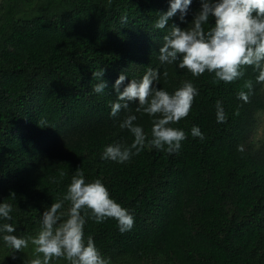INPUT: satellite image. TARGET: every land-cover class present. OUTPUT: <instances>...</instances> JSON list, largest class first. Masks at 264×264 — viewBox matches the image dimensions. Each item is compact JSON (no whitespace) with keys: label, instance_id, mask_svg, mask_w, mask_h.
<instances>
[{"label":"trees","instance_id":"obj_1","mask_svg":"<svg viewBox=\"0 0 264 264\" xmlns=\"http://www.w3.org/2000/svg\"><path fill=\"white\" fill-rule=\"evenodd\" d=\"M169 7V0H0V203L13 207L12 219L0 224H12L13 235L34 237L43 212L62 199L80 168L86 182L101 179L134 216V227L123 233L115 219H87L85 240L91 236L110 264H264V147L252 138L264 110V83L252 67L233 83L213 84L207 71L193 77L178 62L161 64L168 28H187L201 5L192 0L183 20L177 12L157 29ZM213 24L210 18L204 27ZM148 67L161 73L157 88L173 93L183 81L197 88L189 115L171 125L187 139L178 153L146 141L123 164L102 159L105 146L133 142L119 126L127 115L151 139L154 117L136 112L138 101L110 115L119 75H126L122 91ZM100 68L107 88L98 94L92 73ZM249 79L253 90L245 103L237 94ZM217 100L225 123L217 122ZM193 126L203 140L191 135ZM68 207L65 202L62 211ZM3 235L0 264L36 258L30 242L15 252Z\"/></svg>","mask_w":264,"mask_h":264},{"label":"clouds","instance_id":"obj_2","mask_svg":"<svg viewBox=\"0 0 264 264\" xmlns=\"http://www.w3.org/2000/svg\"><path fill=\"white\" fill-rule=\"evenodd\" d=\"M169 2V9L159 14L155 22L157 29H165L169 19L177 12L183 20L192 4V0ZM200 5L187 28L182 29L175 24L168 28L159 48L160 63L178 62V68L187 69L193 77L207 71L214 74L213 84L233 83L244 77L246 67H252L258 73L256 81L264 83V0H200ZM210 18H214V24L206 30L204 25L208 24ZM126 20L127 17H123V22ZM104 71L100 68L92 73L93 78L100 81L93 88L95 93H103L107 88V82L103 80ZM163 76L167 78V71L163 72ZM160 78L158 69L148 67L141 79H131L121 91L126 75H119L113 85L116 100L110 105V115L115 117L122 110H128L130 103L138 101L135 111L154 117L151 139L148 140L143 128L134 123L137 117L127 115L119 126L133 135V142L130 146L120 143L105 146L102 159L123 164L133 155H138L146 141L157 150L169 154L179 152L187 134L171 125L189 115L199 93L191 81H183L179 88L169 93L154 86V82ZM252 90V80H245L237 94L238 99L249 102ZM215 106L217 122L225 123L227 115L222 101L217 100ZM236 114H239L238 111ZM191 135L204 139L198 126L191 128ZM238 150L243 151V147ZM14 196V193L10 194V197ZM65 202L69 207L62 211ZM12 210L10 203H0V218L10 221ZM89 218L98 224L109 218L115 219L122 233L130 231L135 223L129 210L110 197L101 179L86 182L84 172L78 168L62 199L43 212L40 229L34 237L13 235L16 229L10 223L0 224V233L4 234V243L15 252L27 248L29 242L34 246L37 255L30 264H50L53 258L64 259L68 264H110L91 236L85 240L84 226Z\"/></svg>","mask_w":264,"mask_h":264},{"label":"rangeland","instance_id":"obj_3","mask_svg":"<svg viewBox=\"0 0 264 264\" xmlns=\"http://www.w3.org/2000/svg\"><path fill=\"white\" fill-rule=\"evenodd\" d=\"M264 94V89H263ZM254 140V145L257 147L263 146L264 147V110L260 111L257 114V123L256 129L252 136Z\"/></svg>","mask_w":264,"mask_h":264}]
</instances>
